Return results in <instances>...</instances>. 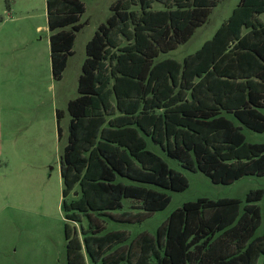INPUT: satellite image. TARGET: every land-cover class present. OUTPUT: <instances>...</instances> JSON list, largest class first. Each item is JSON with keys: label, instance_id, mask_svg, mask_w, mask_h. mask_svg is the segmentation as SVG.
<instances>
[{"label": "trees", "instance_id": "obj_1", "mask_svg": "<svg viewBox=\"0 0 264 264\" xmlns=\"http://www.w3.org/2000/svg\"><path fill=\"white\" fill-rule=\"evenodd\" d=\"M84 1L46 0L53 81L62 79L73 55ZM220 1L117 0L86 43L60 157L67 264H264V231L255 235L263 189L250 190L243 201L186 202L154 235L104 232L105 217L139 223L168 206L169 195L144 185L189 187L181 172L147 149L146 138L213 184L264 177V142H247L231 119L264 132V0H239L181 62L159 59L187 43ZM55 116L60 140L62 112ZM123 199L136 202L139 212L115 213Z\"/></svg>", "mask_w": 264, "mask_h": 264}, {"label": "rangeland", "instance_id": "obj_2", "mask_svg": "<svg viewBox=\"0 0 264 264\" xmlns=\"http://www.w3.org/2000/svg\"><path fill=\"white\" fill-rule=\"evenodd\" d=\"M116 1H84L85 12L80 18L83 28L76 33L73 55L68 58L62 79L53 81L46 0H0V264H67L60 177V157L67 144L70 119L67 104L78 96L86 43L98 26L106 23L110 5ZM238 1L221 0L187 43L159 59L181 62L195 53L228 19ZM261 19L264 21V15ZM56 109L62 112L60 140ZM260 112L264 114V109ZM231 119L241 126L247 142H264V132H253ZM146 142L148 150L187 178L189 187L174 192L144 185L169 195L168 206L139 223H120L105 217L104 232L127 231L130 239L141 232L154 235L170 213L186 202L199 198L243 201L250 190H264V177L257 176H245L231 185L213 184L201 172L182 169L150 139ZM117 181L137 185L125 178ZM73 198L71 195L68 200ZM122 203L123 208L115 213L139 212L136 202L123 199ZM256 204L261 214L257 236L264 231V195Z\"/></svg>", "mask_w": 264, "mask_h": 264}]
</instances>
